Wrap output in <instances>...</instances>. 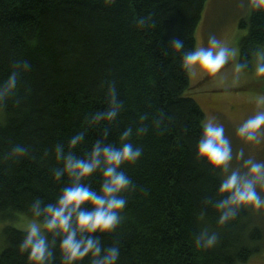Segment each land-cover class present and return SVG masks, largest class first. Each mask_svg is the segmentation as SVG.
<instances>
[{
	"label": "trees",
	"instance_id": "16d2710c",
	"mask_svg": "<svg viewBox=\"0 0 264 264\" xmlns=\"http://www.w3.org/2000/svg\"><path fill=\"white\" fill-rule=\"evenodd\" d=\"M256 2L249 0L248 20L240 22L246 29L239 43L243 70L264 53V7ZM205 3L0 0V85L18 73L15 91L0 100L1 218L18 212L32 217L36 198L54 202L68 183L66 176L60 182L52 178L59 167L54 148L66 146L73 134L85 132L84 143L74 149L83 158L95 141L116 144L124 129L144 127L146 133L133 137L143 156L125 166L135 189L124 193L122 223L114 233L100 234L105 246L119 243L118 264H238L258 252L262 233L249 222V207L218 225L217 211L203 203L222 198L221 175L196 157L204 113L190 96L181 54L168 47L179 39L184 52L194 50ZM110 85L121 111L115 122L93 125V114L108 107ZM16 146L28 154L13 155ZM85 183L98 189L100 177ZM205 228L218 235L211 249L195 244ZM24 235L10 226L3 230L0 264H31L19 251ZM53 251L54 264H60L58 241Z\"/></svg>",
	"mask_w": 264,
	"mask_h": 264
},
{
	"label": "clouds",
	"instance_id": "9594fccd",
	"mask_svg": "<svg viewBox=\"0 0 264 264\" xmlns=\"http://www.w3.org/2000/svg\"><path fill=\"white\" fill-rule=\"evenodd\" d=\"M256 6L264 7V0H257ZM168 47L172 53L181 54V67L189 74L199 69L215 76L236 56L235 50L215 35L208 38L207 47L197 46L192 51L184 52V43L179 39H172ZM243 67L238 65L236 71ZM23 68L26 70L29 65L25 63ZM255 72L257 76H264V62L257 63ZM17 81L18 73L13 71L0 85V100L15 91ZM107 94L108 107L93 114V125L113 123L121 111L122 103L117 99L116 88L110 85ZM258 103L264 104V98ZM143 119L145 117H141V121ZM146 131L144 127L135 130L128 127L121 132L116 144L97 140L83 158L74 155V149L84 143V131L73 134L66 146H55V161L59 167L53 170L52 178L54 182H60L66 176L68 183L54 202L45 203L42 198H36L31 203L33 219L23 225L25 235L19 245V251L27 253L31 264H54L53 249L57 248V241L60 264H82L86 257L90 264H118L119 243L105 246L100 234H112L122 223V213L128 203L124 193L135 189L125 166L136 164L143 156V147L134 144L133 137ZM236 135L247 143L260 144L264 139V110L243 120L236 128ZM11 152L15 156L28 154L27 148L21 146L12 148ZM196 157L221 175L217 195L222 198H208L203 202L217 211L218 225L234 220L242 208L264 209V161L253 156L245 158L243 149L234 154L223 124L214 118L201 121ZM234 159L242 162L239 167H232ZM93 175L100 177L98 189L85 183ZM203 215L201 213V218ZM217 243V233L207 228L195 238L197 248L211 249Z\"/></svg>",
	"mask_w": 264,
	"mask_h": 264
},
{
	"label": "rangeland",
	"instance_id": "374dc122",
	"mask_svg": "<svg viewBox=\"0 0 264 264\" xmlns=\"http://www.w3.org/2000/svg\"><path fill=\"white\" fill-rule=\"evenodd\" d=\"M249 13V0H206L195 31V47H207L208 38L215 35L234 49L236 56L215 76H209L199 69L189 74L190 96L202 109L204 120L214 118L223 124L234 154L243 149L245 158L253 156L264 161V139L260 144H252L236 135V128L243 120L264 110V104L258 103L264 98V94L259 93L261 78L255 72L257 63L264 59V53L260 51L252 57L249 69L236 71L239 65V43L246 33V29L240 27V22L248 20ZM241 163L234 159L232 167H239ZM249 215V222H253L262 233L260 248L247 262L238 264H264V209L249 206ZM32 219L20 212L12 218L0 217V249L3 247V230L6 227L25 231L23 225Z\"/></svg>",
	"mask_w": 264,
	"mask_h": 264
}]
</instances>
